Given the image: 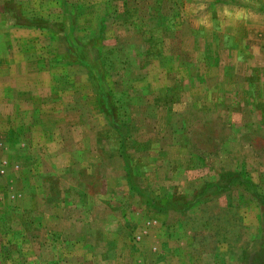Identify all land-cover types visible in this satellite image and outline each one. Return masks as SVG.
I'll use <instances>...</instances> for the list:
<instances>
[{
	"label": "rangeland",
	"instance_id": "374dc122",
	"mask_svg": "<svg viewBox=\"0 0 264 264\" xmlns=\"http://www.w3.org/2000/svg\"><path fill=\"white\" fill-rule=\"evenodd\" d=\"M0 264H264V0H0Z\"/></svg>",
	"mask_w": 264,
	"mask_h": 264
},
{
	"label": "clouds",
	"instance_id": "9594fccd",
	"mask_svg": "<svg viewBox=\"0 0 264 264\" xmlns=\"http://www.w3.org/2000/svg\"><path fill=\"white\" fill-rule=\"evenodd\" d=\"M227 14L231 15V13H227ZM243 16H244V13H242V12H237V13H236V18H237V19H240V18H242Z\"/></svg>",
	"mask_w": 264,
	"mask_h": 264
},
{
	"label": "crops",
	"instance_id": "0c3cea01",
	"mask_svg": "<svg viewBox=\"0 0 264 264\" xmlns=\"http://www.w3.org/2000/svg\"><path fill=\"white\" fill-rule=\"evenodd\" d=\"M226 75H227V74L225 73V76H226ZM225 76H223V77H222V80L220 79V80H221L223 83L227 82V80H226V77H225ZM224 79H225V80H224ZM191 100H192V99H191ZM191 105H192V104H191ZM191 105H190V106H191Z\"/></svg>",
	"mask_w": 264,
	"mask_h": 264
}]
</instances>
